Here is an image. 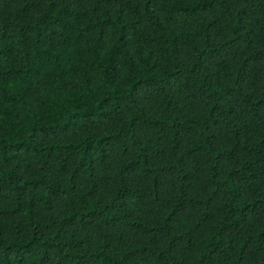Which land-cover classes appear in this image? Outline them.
<instances>
[{
    "label": "trees",
    "instance_id": "trees-1",
    "mask_svg": "<svg viewBox=\"0 0 264 264\" xmlns=\"http://www.w3.org/2000/svg\"><path fill=\"white\" fill-rule=\"evenodd\" d=\"M0 264H264V0H0Z\"/></svg>",
    "mask_w": 264,
    "mask_h": 264
}]
</instances>
